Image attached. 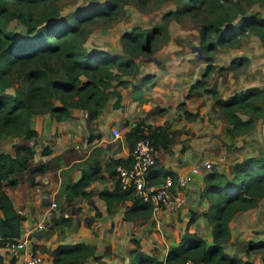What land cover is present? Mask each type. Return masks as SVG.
<instances>
[{"label": "trees", "instance_id": "16d2710c", "mask_svg": "<svg viewBox=\"0 0 264 264\" xmlns=\"http://www.w3.org/2000/svg\"><path fill=\"white\" fill-rule=\"evenodd\" d=\"M48 1L0 0V134H35V130L29 126L32 113L47 112L55 120H62L68 116L70 108H81L88 110L89 118H94L110 98H113L112 107L120 106L118 87H130L135 94V91H141L144 85L151 82L152 76L147 73L142 74L136 83L128 76L138 71L136 57L153 50V40L157 34L163 33L167 37L169 18L203 8L213 13L225 14L226 11L221 3L224 0H172L175 8L164 11L159 24L148 28L133 25L123 30L119 35L123 52L119 53L102 48L87 49L83 44L85 23L94 17H112L126 0L89 2L66 15L47 12L46 21L33 18L27 11L31 4L42 5ZM146 1L137 2L143 6ZM13 18L25 24V34L19 35L5 29L4 24ZM229 18L227 15L219 19L221 25L215 23L212 29L216 32L214 42L206 40L211 25L200 26L199 43L205 66L200 77L190 83L187 94L196 89L208 94L217 114L224 120L222 129L232 137L250 131L255 120L264 113V87L249 85L226 97H220L206 82L208 72L215 67L211 63L210 51L216 44L229 41L243 29L256 34L264 47V18L251 13L242 15L233 24ZM244 63L246 58L235 57L227 66L218 65L217 69H232ZM13 82L15 85L12 92L6 91V87ZM134 94L133 98H139ZM181 105L183 102L178 103V106ZM182 114L185 119L192 120L196 118L197 112L183 108ZM175 133V130L167 132L161 125L137 120L123 132V137L130 150L138 137L147 135L152 146L160 152L171 145ZM13 150V155L0 151V246L14 241L20 235L22 219V215L13 208L4 185L15 184L16 174L23 170L29 169L28 178L31 181L32 174L47 169L45 163L28 166L34 152L32 147L13 144ZM48 152L47 147L41 150L43 154ZM128 161L129 155L110 158L107 165L109 174H114V165H127ZM97 168L92 166L82 169L77 180L66 183L65 198L70 200L78 194L88 196L83 187L88 185ZM165 175H170L173 182L177 178L175 172L157 163L148 172L151 183L156 177L160 182ZM202 180L199 197L207 201L206 209L200 213L191 211L187 222L193 221L199 214L204 216L210 225V241L185 229L178 242L159 258L154 252L141 250L138 242L132 238L135 246L130 249L126 264H182L186 259L202 261L203 264H254L251 260L224 251L222 243L229 239L228 222L232 215L254 206L258 198L264 197V155H249L233 161L229 174L213 167L207 169ZM98 195L104 200L106 209L129 199L130 204L123 210V219L147 218L152 213L149 203L142 201L130 189H120L116 180L111 189H103ZM53 220L67 224L70 217L58 215ZM262 246L264 240L259 239L248 240L243 247L247 252ZM89 256L97 257L94 244L85 241L58 242L51 250V264H79ZM261 260L264 261V257ZM1 264H14V260Z\"/></svg>", "mask_w": 264, "mask_h": 264}, {"label": "rangeland", "instance_id": "374dc122", "mask_svg": "<svg viewBox=\"0 0 264 264\" xmlns=\"http://www.w3.org/2000/svg\"><path fill=\"white\" fill-rule=\"evenodd\" d=\"M94 1L99 0H50L42 5L31 4L27 11L33 15V18L46 21L47 12L53 11L57 15H66ZM137 1L126 0L112 17H94L86 22L84 46L87 49L102 48L121 53L123 51L119 35L123 30H128L133 25L148 28L159 24L163 12L175 8L172 0H147L143 6ZM221 3L226 9L225 14L213 13L203 8L169 18L167 37L163 33L157 34L153 40V50L136 57L138 71L128 77L136 83L142 74L147 73L152 76L151 82L143 86L147 87L144 95L140 90L135 91V95L139 98H136L135 118L133 117L131 121L139 120L151 125H161L169 133L175 130L173 142L166 150H163V153L165 152L172 159L174 156L179 157L183 152L187 155L193 154L195 163L199 165L208 158L212 161L213 168L227 171L229 163L233 160L247 155H264V117L258 118L250 131L229 137L222 129L224 120L217 114L210 96L200 89L187 94L190 83L200 77L205 66L199 43V28L203 24L211 25V31L206 40L214 42L216 32L212 29L215 23L221 25L220 20L227 15L230 17L231 24L238 21L242 15L251 13H257L264 18V0L256 2L224 0ZM4 27L19 35L25 34L26 30L25 24L15 18L6 22ZM210 54L211 63L215 67L208 72L206 82L217 91L220 97H226L249 85L264 87V47L258 37L248 29H243L225 43L216 44ZM240 56L246 58V64L221 71L217 69L218 65L227 66L231 59ZM13 85H15L14 82L6 87V91L12 92ZM151 88L154 90L152 93H150ZM179 102H183V105L178 106ZM183 108L192 112L196 111V118L185 119L182 114ZM219 157L220 162L216 161ZM203 166L206 168L204 164ZM187 174L191 177L190 173ZM54 195L56 196V193ZM70 204L74 205L75 201L67 199H61L59 203L56 201V211H53L48 218L55 227L49 225L46 230H55L56 237L62 240L64 239L62 223L54 222L52 219L57 214L60 216L62 209L68 211ZM158 220L160 223L156 231L160 235L168 230V223ZM151 222L156 223V220L151 219L149 223ZM228 225L230 235L229 239L222 243L223 250L241 259L251 260L254 264H264L261 260V257H264V246L252 248L247 252L243 247L248 240H264V197L258 198L254 206L236 211ZM68 239L65 238V240Z\"/></svg>", "mask_w": 264, "mask_h": 264}, {"label": "crops", "instance_id": "0c3cea01", "mask_svg": "<svg viewBox=\"0 0 264 264\" xmlns=\"http://www.w3.org/2000/svg\"><path fill=\"white\" fill-rule=\"evenodd\" d=\"M146 89L147 87H142L143 95ZM118 90L121 94V105L112 107L113 98H110L94 118H89L88 110L81 108H70L68 116L62 120H55L47 112L32 113L29 126L35 130V134H0L1 152L13 155V144H25L34 149L28 166L39 163L47 165V169L42 173L32 174L31 181L28 178L29 169H26L16 174L15 184L4 185L13 208L22 215L20 235L29 230L31 235L28 245L16 257L7 244L0 246V264L7 263L10 259L14 260V264H20L26 254L37 255V264H51V250L58 242L85 241L94 244V254L97 257L89 256L79 264H126L129 251L135 246L132 238L138 242L141 250L154 251L159 258L163 257L171 245L178 242L185 229L196 232L207 242L210 241V225L204 216L199 214L193 221L187 222L191 211L200 213L207 206V201L199 197V190L203 184V174L208 168L202 163H195L193 154L187 155L183 152L173 159L163 151L158 154V165L172 170L177 176L191 174L184 189L185 200L178 207L154 211L147 219L122 218L123 210L130 204L129 199L106 209L105 202L98 193L113 186L114 174H109L107 165L110 158L126 157L128 145L123 132L132 123L136 112L137 99L133 98V89L118 87ZM153 91L151 88L150 93ZM261 116L264 117V113ZM112 127L121 131V137L112 136ZM44 147L49 150L47 154L41 153ZM230 164L227 171L214 168L229 174ZM92 166L98 168L88 185L83 187L88 196H72L68 201H75V204H70L68 211H60L61 216H71L67 224L61 225L64 239L56 237L55 230H46L47 227L34 230L36 223L40 221H46L47 226L55 227L53 222L47 219L56 211V205L51 207L50 201L56 200L59 203L61 199L65 200L67 190L63 189L64 185L77 180L82 169ZM158 180L156 177L153 184H158ZM156 217H159L162 223H168L166 233L159 235L156 231L160 223ZM151 219H155L156 223H149Z\"/></svg>", "mask_w": 264, "mask_h": 264}, {"label": "built area", "instance_id": "2783aa9c", "mask_svg": "<svg viewBox=\"0 0 264 264\" xmlns=\"http://www.w3.org/2000/svg\"><path fill=\"white\" fill-rule=\"evenodd\" d=\"M111 133L113 137H121V132L117 128L112 127ZM159 151L156 150L147 135L138 137L127 155L129 161L127 165H114V178L120 189H130L134 195L141 198L151 205L152 212L169 208L174 209L181 205L185 200L184 189L186 188L189 175H178L173 182L170 175L161 177L158 184L150 182L148 172L157 163V156ZM220 157L216 161L220 162ZM202 164L206 168L213 167L212 161L205 158ZM51 207L56 205L54 200L50 201ZM48 219V218H47ZM48 222H37L34 230L43 229L47 227ZM31 231H27L23 235H19L14 241L6 243L11 250L14 257H16L28 244ZM39 257L34 254H26L22 257L20 264H37ZM182 264H203L202 261H194L186 259Z\"/></svg>", "mask_w": 264, "mask_h": 264}]
</instances>
